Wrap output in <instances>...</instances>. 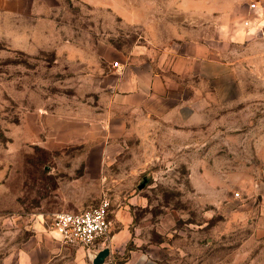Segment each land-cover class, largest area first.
<instances>
[{"label":"rangeland","instance_id":"1","mask_svg":"<svg viewBox=\"0 0 264 264\" xmlns=\"http://www.w3.org/2000/svg\"><path fill=\"white\" fill-rule=\"evenodd\" d=\"M116 1L0 0V264L41 243L27 264H77L52 218L104 196L110 229L87 264L105 247V264H264V29L225 47L216 77L170 76L184 119L160 116L104 72L156 60L211 15L122 0L132 22Z\"/></svg>","mask_w":264,"mask_h":264},{"label":"crops","instance_id":"2","mask_svg":"<svg viewBox=\"0 0 264 264\" xmlns=\"http://www.w3.org/2000/svg\"><path fill=\"white\" fill-rule=\"evenodd\" d=\"M254 1L257 0H226V3L222 4L221 7L216 2L207 6L203 0H192L189 3L186 0L188 8L185 10L193 11L196 17L200 18L210 14L211 18L204 20L205 22L201 26L199 25L200 27L195 26V32L182 34L180 37L183 38L178 40L180 43L176 42L177 46L174 44L162 49L156 60H148L146 65L138 63L137 60L131 66H128L127 62L119 63L118 68L112 66L110 72H104L102 78L111 80L110 90L115 97L123 98L124 101L127 99H138L142 102L148 101V103L157 101L158 105L162 107L153 109L160 116L171 114V107L176 105L175 110L178 118L184 119L180 112V104H178L184 100L182 95L185 93L184 88L172 92L173 86H179L180 83L174 82L170 76L206 79L216 77L219 74V63L221 62L219 54L225 47L241 42L245 43L263 31V16L250 7ZM116 3L118 8L122 10L120 12L128 15L129 20L132 22L138 20L137 11L125 8L122 0H117ZM197 30L200 31L198 35L196 34ZM153 35H158L155 33V29ZM142 51L141 48H137L132 54L134 57H138L142 55ZM128 232V227H125L114 234L111 237L112 244L118 245L124 242L125 238L128 237ZM38 246L34 250V256L27 254L26 248H21L4 258L3 264H11L12 262L14 264H27L29 257L30 261L31 259L36 261L37 255L45 247L44 243ZM64 246L69 249L72 255L74 254V260L77 264H87L86 247L77 244ZM89 253L90 256H93L91 252ZM130 261L128 259L126 263Z\"/></svg>","mask_w":264,"mask_h":264},{"label":"built area","instance_id":"3","mask_svg":"<svg viewBox=\"0 0 264 264\" xmlns=\"http://www.w3.org/2000/svg\"><path fill=\"white\" fill-rule=\"evenodd\" d=\"M250 7L264 18V1H254ZM115 66L119 67V62H115ZM110 206L109 197L104 196L96 207L78 212L59 211L51 221L52 233L63 244H77L88 248L109 232Z\"/></svg>","mask_w":264,"mask_h":264},{"label":"water","instance_id":"4","mask_svg":"<svg viewBox=\"0 0 264 264\" xmlns=\"http://www.w3.org/2000/svg\"><path fill=\"white\" fill-rule=\"evenodd\" d=\"M111 249L110 247H105L98 251L93 257V264H105L107 257L110 255Z\"/></svg>","mask_w":264,"mask_h":264}]
</instances>
